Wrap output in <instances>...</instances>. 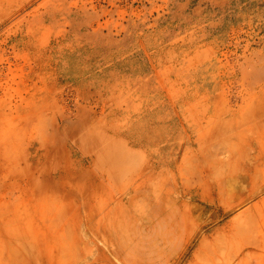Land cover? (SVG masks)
Wrapping results in <instances>:
<instances>
[{"label": "rangeland", "instance_id": "1", "mask_svg": "<svg viewBox=\"0 0 264 264\" xmlns=\"http://www.w3.org/2000/svg\"><path fill=\"white\" fill-rule=\"evenodd\" d=\"M0 264H264V0H0Z\"/></svg>", "mask_w": 264, "mask_h": 264}, {"label": "bare ground", "instance_id": "2", "mask_svg": "<svg viewBox=\"0 0 264 264\" xmlns=\"http://www.w3.org/2000/svg\"><path fill=\"white\" fill-rule=\"evenodd\" d=\"M64 116V115H63ZM209 191V190H208Z\"/></svg>", "mask_w": 264, "mask_h": 264}]
</instances>
